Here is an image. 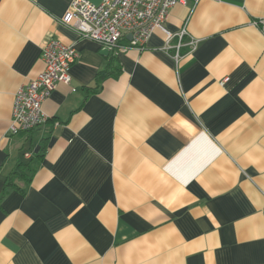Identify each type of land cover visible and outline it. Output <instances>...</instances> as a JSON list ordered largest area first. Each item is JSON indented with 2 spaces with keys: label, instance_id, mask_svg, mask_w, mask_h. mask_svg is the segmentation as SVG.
I'll use <instances>...</instances> for the list:
<instances>
[{
  "label": "crops",
  "instance_id": "obj_1",
  "mask_svg": "<svg viewBox=\"0 0 264 264\" xmlns=\"http://www.w3.org/2000/svg\"><path fill=\"white\" fill-rule=\"evenodd\" d=\"M70 1L0 0V264H264V0H187L116 55ZM50 38L70 80L11 135Z\"/></svg>",
  "mask_w": 264,
  "mask_h": 264
},
{
  "label": "built area",
  "instance_id": "obj_2",
  "mask_svg": "<svg viewBox=\"0 0 264 264\" xmlns=\"http://www.w3.org/2000/svg\"><path fill=\"white\" fill-rule=\"evenodd\" d=\"M187 0H71L60 22L73 30L78 38L90 39L101 49L116 55L128 46L142 47L152 30L163 28L170 9ZM196 3L198 0H192ZM125 32L129 45H121ZM185 30L178 33L181 38ZM167 40L172 34L166 31ZM73 43L50 38L41 47L43 69L36 77L18 87L14 94L9 134L29 131L46 121L42 103L58 82L67 84L69 69L77 58ZM28 156V154H25Z\"/></svg>",
  "mask_w": 264,
  "mask_h": 264
},
{
  "label": "trees",
  "instance_id": "obj_3",
  "mask_svg": "<svg viewBox=\"0 0 264 264\" xmlns=\"http://www.w3.org/2000/svg\"><path fill=\"white\" fill-rule=\"evenodd\" d=\"M111 59H113V56L111 57ZM107 75L108 74H107L106 69L99 71L98 74H97V81H101ZM25 168H29V164H27V163H21L19 165V167L17 168V170L13 173V175H17L19 177H22V175L24 176L25 175V170H26ZM9 185L15 186L11 182H10Z\"/></svg>",
  "mask_w": 264,
  "mask_h": 264
},
{
  "label": "water",
  "instance_id": "obj_4",
  "mask_svg": "<svg viewBox=\"0 0 264 264\" xmlns=\"http://www.w3.org/2000/svg\"><path fill=\"white\" fill-rule=\"evenodd\" d=\"M102 54H104V55H108L109 54V51H108V49H102Z\"/></svg>",
  "mask_w": 264,
  "mask_h": 264
}]
</instances>
